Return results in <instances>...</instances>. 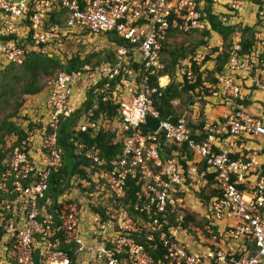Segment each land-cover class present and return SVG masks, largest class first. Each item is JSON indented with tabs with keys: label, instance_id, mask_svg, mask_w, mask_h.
Here are the masks:
<instances>
[{
	"label": "built area",
	"instance_id": "obj_1",
	"mask_svg": "<svg viewBox=\"0 0 264 264\" xmlns=\"http://www.w3.org/2000/svg\"><path fill=\"white\" fill-rule=\"evenodd\" d=\"M257 1L262 4L257 13L263 19L264 0ZM227 3L230 14L240 12L239 0ZM204 10V3L196 0H0V70L11 63L22 64L30 52L61 55L57 52L63 44L73 40H82L97 52L95 40L107 33L127 45L116 49L114 63L61 72L47 82V122L14 148L11 170L0 176V264H264V112L256 116L243 107L252 93L264 92V36L255 33L249 52L234 42L223 71L214 76L215 84L204 82V100L208 104L220 100L227 106L221 122H205L193 134L184 120L174 123L160 118L154 105V95L160 97V89L169 83L163 85L157 78V86L151 84L163 69L160 52L169 31L204 30L208 27ZM205 59L206 52L198 51L185 61L187 68L179 70V80L195 85L198 73L204 80ZM89 92L119 106L112 123L123 139V149L109 170L103 169L104 160L88 154L93 163L81 182L88 188L95 184L103 196L117 200L126 195L127 179L137 180L142 186L134 210L149 223L143 216L134 218L109 208L104 217L89 212L91 236L87 239L78 203L58 199L55 210L49 212L50 200L44 197L51 175L62 166L59 124L81 107ZM147 117L160 121L158 131L144 127ZM94 127L88 122L81 129ZM161 133L165 143L185 145L193 155L187 171L174 159H161ZM201 162L215 174L217 195L205 215L219 235L192 240L198 243L192 249L160 232L164 252L156 259L136 237L148 226L152 229L147 230L145 242L154 241L153 232H158L167 205L174 204V194L192 185L198 176L194 164ZM32 175L24 186L22 182ZM227 242L229 248L223 247ZM237 252L244 256L234 259Z\"/></svg>",
	"mask_w": 264,
	"mask_h": 264
},
{
	"label": "trees",
	"instance_id": "obj_2",
	"mask_svg": "<svg viewBox=\"0 0 264 264\" xmlns=\"http://www.w3.org/2000/svg\"><path fill=\"white\" fill-rule=\"evenodd\" d=\"M196 1L204 3V12L206 13L204 19L207 21L208 27L201 31L194 30L189 33L170 30L160 52V62L163 64V69L151 80V84L157 86V78L164 76L169 78L168 85L160 89L161 96L154 95V105L160 112V118L163 120L169 119L174 123L182 120L181 118L184 114V111L181 110L182 107L191 111L195 105L200 104L201 109L204 108L206 104L203 98L205 90L204 82L209 81L211 84H215L214 76L221 73L224 65L227 63L228 49L235 42L234 35L239 34L240 38L238 41L242 51L249 52L254 45L255 33L258 32V24L248 27L224 23L220 15L214 11L215 2L213 0ZM261 5L258 4L260 9L262 8ZM228 9L232 11V8ZM225 15L228 16L229 14ZM213 34L218 35L224 45L221 50L213 48L206 53L205 63L211 59V55L217 54L214 69L207 73V77L204 80L202 79L203 74L198 73L199 77L195 85H187L181 82L178 72L181 68H187L182 66L183 63L191 60L200 49L208 48ZM105 36L112 45L109 50L102 49L97 52H87V46L84 45L85 50L83 55L76 50L67 53V55L63 53L62 55L52 56L30 52L26 55L22 64L11 63L0 70V112H6L0 118V176L4 172L11 170L10 160L14 148H20L22 141L28 140L36 131L44 127L42 122H34L28 116L21 119L19 114L24 109L26 98L42 93L47 88V82L61 72L72 73L81 70L86 65L95 67L102 62L114 63L116 49L126 47L127 45L114 33H107ZM183 36H187L188 39L178 42ZM193 69L196 72L198 70L195 67ZM174 103H177V105ZM118 109V105L111 102L104 103L99 96L89 92L81 107L71 117L61 120L57 143L62 151V166L49 179L48 192L44 197V200L46 198L50 200L46 206L47 211L51 212L55 210L59 197L66 192H70L74 187L73 181L83 179L87 175L88 169L93 163L92 159L87 157L88 154H93L99 157V159L104 160L106 166L103 169L105 170H109L111 161L117 155L122 154L123 139L118 138V130L112 123L113 119L118 115ZM18 120H25L28 124L24 128L17 122ZM88 122H93L95 127L87 128L83 132L81 126ZM203 125L204 122L198 125H193L189 121L187 123L193 134L196 130H201ZM144 131L149 132L147 129ZM201 138H205V136L200 137V139L198 138V140H201ZM8 139L14 140L9 147ZM158 144L161 159H174L179 162L185 171L188 170L189 164L192 161V155L185 145L179 146L165 143L163 133L158 135ZM232 157L236 158L237 156ZM194 166L197 169L198 175L203 177L208 186H211L209 193H205L204 189L194 192L199 199V203L206 209L211 199L217 195V192L212 187L215 181V174L208 171V166L205 162L194 164ZM32 177H35V175H32L29 181L22 182L23 185L27 186L32 181ZM188 182L190 183V181ZM141 186L142 184L138 183L137 180L129 178L127 179L126 195L124 198L117 200L109 199L97 206L89 204V208L91 212L99 213L102 217H104V211L108 208H111L112 211H124L134 218L145 217L144 214H140L134 210V206L138 202L137 194L141 191ZM239 187L242 189L241 186ZM87 191H93V185ZM182 195L183 193L181 192L174 194L175 202H177V196L182 197ZM174 204L167 205L166 215L160 218L161 225L159 230L154 229L158 232H153V242H145L147 230L152 229L151 227L147 229L148 226L144 228L143 234L140 237H136L137 242L144 244L146 250L156 259L164 252L158 240L160 232H164L170 241H176L172 230H177L178 227L187 234L195 236L193 239L196 238L197 242H200L201 237L206 241L212 235H219L217 229L213 226L210 219H207L205 214L202 220H197L195 214L188 213L184 209L175 208ZM80 207L81 204L78 203V208ZM146 221L149 223L147 219ZM197 230L200 233L198 235L196 234ZM254 252L255 247L252 246L251 253L254 254ZM70 255L71 258H74L72 253ZM243 256V252H237L234 259H239Z\"/></svg>",
	"mask_w": 264,
	"mask_h": 264
},
{
	"label": "rangeland",
	"instance_id": "obj_3",
	"mask_svg": "<svg viewBox=\"0 0 264 264\" xmlns=\"http://www.w3.org/2000/svg\"><path fill=\"white\" fill-rule=\"evenodd\" d=\"M214 2H216L215 3L216 6L214 8V11L218 12L217 14L220 15V18L222 19V21H224V23L229 24V25H238L239 24L241 26H248V27H251V26H253V23H256L260 27V30H261L260 33L261 34L264 33V18L263 19L260 18V16L257 13L258 11L262 10V8L261 9L257 8L258 4L260 5L261 3L258 2L257 0H239V2L242 3L239 5V7L241 8L240 12L236 10L234 14H229L228 16L223 15L222 12H224L225 10L230 11L228 8H231V7L227 8L226 6L221 5L219 0L218 1L214 0ZM225 4H227L226 1H225ZM253 5H255V6H253ZM220 8L222 9V11L220 10ZM234 37L236 40L237 39L239 40V38H240L239 34L234 35ZM187 39H188L187 36H183L178 40V42H181V40H187ZM79 42L80 43H76V40H73L72 42H69L71 44H66V45L63 44V49L58 51L57 54L62 55L63 53H65L67 55V53H70L73 50H76V51H79L81 53V55H83L85 48H84V45L82 44L83 43L82 40H80ZM95 43H96L95 48L97 47V48H99V50H102V49L109 50L112 46L106 36H102V37L97 38L95 40ZM213 43L210 42V44H213ZM220 44H221L220 45L221 47L224 46L222 41L220 42ZM86 51L92 52V49L90 47H88ZM199 51L206 52V50H203V49H200ZM208 72H210V71H207V69H206V77H207ZM178 74H180V73L178 72ZM42 95L43 94H40V96L37 95L34 97H27L26 98L24 109L19 114L21 119L25 116H28V118H30L34 122H42V124L44 126V124L47 122V119H46L47 114L45 111V104H44L45 98H46L45 96L47 94H45V92H44L43 97H42ZM174 104L177 105V103H174ZM201 108L202 107L200 104L195 105V107H193L191 109V111H189L187 108L185 109V107H182L181 110L184 111V114H183V117L181 119L184 120V122H186V123H188V121H189L193 125H198L201 122H204V123L207 122L208 118H207L206 112L203 111L206 109V104H205L203 109H201ZM1 112H3V111H1ZM1 112H0V118L4 114H6V112H4V113H1ZM17 122L24 128H25V125L28 124V122H26L25 120L24 121L18 120ZM13 141H14L13 139H8V147L13 143ZM193 160H194V157L192 156V161ZM81 180L82 179L73 181L74 187L70 190V192H66L64 195L60 196L59 199L60 200L61 199H70V200H74L75 203L78 202L79 204H81V207H80L81 216H82L81 226H82V228H84L83 234H86L87 235L86 238L88 239V237L91 236V233L89 231L90 224L88 222V219L91 218L89 216L90 215L89 212H91V210L89 208V204L97 206L98 204H100L102 202L108 201L110 198L109 199L107 198L108 194H105V196H103L101 194L102 193L101 190H99V189L96 190L97 186L95 184H93V191L88 192L87 191V189H89L88 185L86 183L81 182ZM80 182H81V184H80ZM81 185L82 186L87 185V186L83 189V188H81ZM95 187H96V189H95ZM210 187L211 186H208L206 181L203 180V177H200L198 175L195 178V180L192 182L191 189L189 186L188 190L183 193L182 197L177 196L178 198H180V200H179V202H175V204H174L175 208L184 209L188 213L195 214L196 215L195 217L197 220H202L204 217V214H205V208L199 203V199L194 192H199L201 189H204L205 193H209ZM90 194H91V196H90ZM173 199H174V197H173ZM109 209H111V208H109ZM116 213H123V212H116ZM126 215H128V214H126ZM176 233H177L176 234L177 237H180L182 234H184L187 237H189V240H191V241L196 239V238L193 239L195 236L187 234L185 231H182L179 227L177 228ZM196 234L197 235L200 234L199 230H197ZM227 244H228V242L224 243L223 247L229 248V247H227Z\"/></svg>",
	"mask_w": 264,
	"mask_h": 264
},
{
	"label": "crops",
	"instance_id": "obj_4",
	"mask_svg": "<svg viewBox=\"0 0 264 264\" xmlns=\"http://www.w3.org/2000/svg\"><path fill=\"white\" fill-rule=\"evenodd\" d=\"M214 1V0H213ZM218 1V0H217ZM220 1V3H221V5H223V6H226L227 7V5H228V3H227V1L228 0H219ZM225 1H226V3L227 4H225ZM216 3V2H215ZM214 3V8H215V6H216V4ZM219 3V2H218ZM219 3V4H220ZM253 6H255V5H253ZM228 7H229V5H228ZM227 7V8H228ZM220 10L222 11V9L220 8ZM230 11H227V10H225L224 12H222L223 13V15H225V14H230L229 13ZM215 13H218L217 11L215 12ZM256 25V23H253V26H255ZM252 27V26H251ZM257 31H259V32H261V30H260V27L258 26L257 27ZM262 35H264V33L262 34ZM234 40H235V42L236 41H238V39L236 40L235 38H234ZM222 41V39L218 36V35H216V34H213V37H212V39L210 40V42L211 43H213V44H210L209 43V46H208V48H202L203 50H206V52H209V50L210 49H213V48H219L220 50H221V44H220V42ZM211 57V59L209 60V61H207V63L205 64V66H204V70H208V71H211L212 69H214V66H215V58L217 57V54L215 53V54H213V55H211L210 56ZM225 66V65H224ZM204 73L206 74V71H204ZM166 79H167V81H169L168 80V77L167 76H164ZM263 78V77H262ZM44 92H45V94H48V92H46L45 90L42 92V93H40V94H43L44 95ZM40 94H39V96H40ZM43 95H42V97H43ZM47 96V95H46ZM45 96V97H46ZM206 101V100H205ZM244 104V108L246 109V111L248 112V113H250V114H253V115H261L263 112H264V92H254V93H252L248 98H247V100H246V102L245 103H243ZM227 110V106H225L224 104H221V102H220V100H211V101H209V104H208V102L206 101V109L205 110H203V111H205L206 112V115H207V118H208V120H207V122H209V123H214V124H217V122H221L222 120H221V115L223 114V113H225V111ZM211 121V122H210ZM222 130V129H221ZM222 132H223V130H222ZM221 137L223 138V137H225V135L224 134H222L221 135ZM177 234V233H176ZM175 234V238L180 242V243H183V244H187V245H189L192 249H195L196 248V244H198L196 241H191V240H189V237H187L186 235H184V234H182L180 237H177V235ZM201 239H202V237L200 238V241H201ZM191 242V243H190Z\"/></svg>",
	"mask_w": 264,
	"mask_h": 264
},
{
	"label": "water",
	"instance_id": "obj_5",
	"mask_svg": "<svg viewBox=\"0 0 264 264\" xmlns=\"http://www.w3.org/2000/svg\"><path fill=\"white\" fill-rule=\"evenodd\" d=\"M159 125H160V121L159 120H156V119H153V118H150V117H147L146 120H145V124L144 126L154 132L158 131L159 129Z\"/></svg>",
	"mask_w": 264,
	"mask_h": 264
},
{
	"label": "bare ground",
	"instance_id": "obj_6",
	"mask_svg": "<svg viewBox=\"0 0 264 264\" xmlns=\"http://www.w3.org/2000/svg\"><path fill=\"white\" fill-rule=\"evenodd\" d=\"M161 84H166L167 83V79L165 77H162L160 80ZM187 124V123H186ZM145 127V126H144ZM146 128V127H145ZM148 129V128H147ZM150 130V129H149ZM152 131V130H151ZM193 156V155H192Z\"/></svg>",
	"mask_w": 264,
	"mask_h": 264
}]
</instances>
